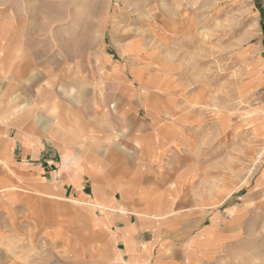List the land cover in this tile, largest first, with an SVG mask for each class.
<instances>
[{
    "label": "rangeland",
    "instance_id": "rangeland-1",
    "mask_svg": "<svg viewBox=\"0 0 264 264\" xmlns=\"http://www.w3.org/2000/svg\"><path fill=\"white\" fill-rule=\"evenodd\" d=\"M1 4L53 38L39 43L56 72L43 85L83 101L59 107V120L136 133L131 159L144 168L128 172L130 198L184 213L190 264H264V0ZM43 180L42 194L0 192V264H99L94 211L50 197Z\"/></svg>",
    "mask_w": 264,
    "mask_h": 264
},
{
    "label": "crops",
    "instance_id": "crops-1",
    "mask_svg": "<svg viewBox=\"0 0 264 264\" xmlns=\"http://www.w3.org/2000/svg\"><path fill=\"white\" fill-rule=\"evenodd\" d=\"M27 26L0 5V192L14 184L42 194L45 174L50 197L59 191L94 211L90 231L99 264H190L189 239L179 238L188 226L184 213L157 216L130 198L128 172L144 168L131 159L130 146L140 144L136 133L112 123L59 120V107L83 101L70 103L57 96V88L43 85L44 70L56 72L53 51L39 43L53 38ZM11 171H17L15 179ZM89 246L82 261L91 256Z\"/></svg>",
    "mask_w": 264,
    "mask_h": 264
}]
</instances>
